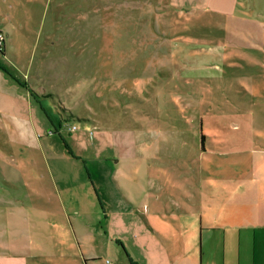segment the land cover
<instances>
[{"label": "crops", "instance_id": "0c3cea01", "mask_svg": "<svg viewBox=\"0 0 264 264\" xmlns=\"http://www.w3.org/2000/svg\"><path fill=\"white\" fill-rule=\"evenodd\" d=\"M246 3L237 20L261 58L264 0ZM249 60L246 85L235 77L231 91L218 86L225 107L212 124L185 121L160 134L145 123L119 145L83 122L65 150L32 138L41 101L25 86L7 92L0 72V115L28 119H3L23 135L12 132L10 153L0 150V264H264V59Z\"/></svg>", "mask_w": 264, "mask_h": 264}, {"label": "rangeland", "instance_id": "374dc122", "mask_svg": "<svg viewBox=\"0 0 264 264\" xmlns=\"http://www.w3.org/2000/svg\"><path fill=\"white\" fill-rule=\"evenodd\" d=\"M246 5V0H0L5 90L25 86L41 101L33 116L39 126L31 136L52 137L50 144L63 150L68 133L83 122L91 127L90 121L96 122L92 134L102 130L119 145L145 123L161 128L160 134L185 121L212 124L225 107L218 86L223 82L231 91L235 77L246 85L247 61L264 59L248 50L238 23ZM239 101L242 114L246 99ZM22 117L27 116L15 110L0 115L5 153L9 137L18 138L23 130H5L3 121L28 120ZM18 153L40 159L33 149ZM118 154L113 149L115 158ZM126 165L120 162L118 168ZM14 195L3 194L1 205ZM105 259L112 262V256Z\"/></svg>", "mask_w": 264, "mask_h": 264}, {"label": "built area", "instance_id": "2783aa9c", "mask_svg": "<svg viewBox=\"0 0 264 264\" xmlns=\"http://www.w3.org/2000/svg\"><path fill=\"white\" fill-rule=\"evenodd\" d=\"M4 42H5V36L2 32H0V54H2ZM72 129L75 130V127H73Z\"/></svg>", "mask_w": 264, "mask_h": 264}, {"label": "trees", "instance_id": "16d2710c", "mask_svg": "<svg viewBox=\"0 0 264 264\" xmlns=\"http://www.w3.org/2000/svg\"><path fill=\"white\" fill-rule=\"evenodd\" d=\"M33 96V95H32ZM201 139H203V136H201Z\"/></svg>", "mask_w": 264, "mask_h": 264}]
</instances>
